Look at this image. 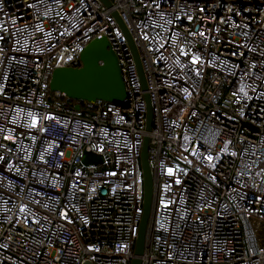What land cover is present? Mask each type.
Wrapping results in <instances>:
<instances>
[{
	"label": "built area",
	"instance_id": "obj_1",
	"mask_svg": "<svg viewBox=\"0 0 264 264\" xmlns=\"http://www.w3.org/2000/svg\"><path fill=\"white\" fill-rule=\"evenodd\" d=\"M109 1L0 0V264H130L146 110L113 11L153 111L143 264H264V0ZM103 38L125 101L51 92Z\"/></svg>",
	"mask_w": 264,
	"mask_h": 264
},
{
	"label": "water",
	"instance_id": "obj_2",
	"mask_svg": "<svg viewBox=\"0 0 264 264\" xmlns=\"http://www.w3.org/2000/svg\"><path fill=\"white\" fill-rule=\"evenodd\" d=\"M99 1L107 9L112 8V3L109 0ZM112 17L126 39L145 102L146 135L143 137L140 151V169L143 180L142 214L133 246V256L130 260V264H143L149 241L155 194L154 178L148 162V134L152 129L153 111L136 44L116 11L112 12ZM49 90L75 102L93 104L105 102L120 105L125 101V99L120 101L121 93L123 92L125 96V91L117 59L109 50V44L104 38L92 41L80 54L77 64L54 70ZM100 163L101 159L91 154H84L82 158L84 166Z\"/></svg>",
	"mask_w": 264,
	"mask_h": 264
},
{
	"label": "trees",
	"instance_id": "obj_3",
	"mask_svg": "<svg viewBox=\"0 0 264 264\" xmlns=\"http://www.w3.org/2000/svg\"><path fill=\"white\" fill-rule=\"evenodd\" d=\"M50 95H51V93H50ZM50 101V104H54V102L50 99L49 100ZM70 101V103H72L73 105L74 104H78V106L79 107H81V108H85V105H86V103H84V102H79V103H77V102H75V101H72V100H69Z\"/></svg>",
	"mask_w": 264,
	"mask_h": 264
},
{
	"label": "rangeland",
	"instance_id": "obj_4",
	"mask_svg": "<svg viewBox=\"0 0 264 264\" xmlns=\"http://www.w3.org/2000/svg\"><path fill=\"white\" fill-rule=\"evenodd\" d=\"M124 99H125V96H124V93L122 92L120 96V101L122 102Z\"/></svg>",
	"mask_w": 264,
	"mask_h": 264
},
{
	"label": "flooded vegetation",
	"instance_id": "obj_5",
	"mask_svg": "<svg viewBox=\"0 0 264 264\" xmlns=\"http://www.w3.org/2000/svg\"><path fill=\"white\" fill-rule=\"evenodd\" d=\"M78 63V62H77Z\"/></svg>",
	"mask_w": 264,
	"mask_h": 264
}]
</instances>
